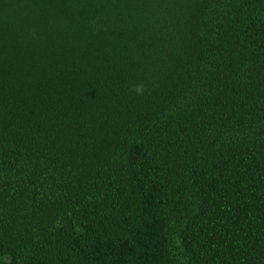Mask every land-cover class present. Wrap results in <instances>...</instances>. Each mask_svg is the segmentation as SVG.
Masks as SVG:
<instances>
[{
  "label": "trees",
  "instance_id": "trees-1",
  "mask_svg": "<svg viewBox=\"0 0 264 264\" xmlns=\"http://www.w3.org/2000/svg\"><path fill=\"white\" fill-rule=\"evenodd\" d=\"M0 264H264V0H0Z\"/></svg>",
  "mask_w": 264,
  "mask_h": 264
}]
</instances>
